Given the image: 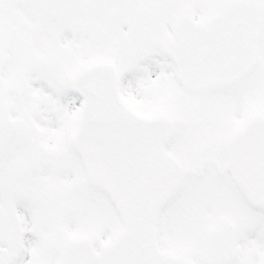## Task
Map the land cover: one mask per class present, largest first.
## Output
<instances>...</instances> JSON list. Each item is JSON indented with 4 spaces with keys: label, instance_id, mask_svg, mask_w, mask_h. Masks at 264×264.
Listing matches in <instances>:
<instances>
[{
    "label": "snow or ice",
    "instance_id": "snow-or-ice-1",
    "mask_svg": "<svg viewBox=\"0 0 264 264\" xmlns=\"http://www.w3.org/2000/svg\"><path fill=\"white\" fill-rule=\"evenodd\" d=\"M0 264H264V0H0Z\"/></svg>",
    "mask_w": 264,
    "mask_h": 264
}]
</instances>
